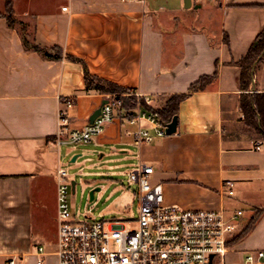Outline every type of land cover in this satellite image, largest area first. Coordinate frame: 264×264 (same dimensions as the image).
<instances>
[{"label":"crops","instance_id":"crops-1","mask_svg":"<svg viewBox=\"0 0 264 264\" xmlns=\"http://www.w3.org/2000/svg\"><path fill=\"white\" fill-rule=\"evenodd\" d=\"M10 1L6 13L0 0V264L10 257L16 264H58L61 165L86 177L87 192L99 187L101 193L122 165L126 171L152 165L151 180L162 184L165 204L226 216L241 211L229 240L256 216L243 237L228 243L221 264H243L247 251L264 249V147L256 148L262 139L245 123L239 102L244 92H264V54L251 67L247 90L238 65L264 29V0H191L189 7L183 0ZM6 15L25 24L29 41L58 46L81 58L91 74L148 97L149 109L188 93L178 105L176 130L159 136L146 120L130 123L120 115L89 143L58 144L59 111L68 127H80L112 94L86 90L80 62L27 49L19 25L10 26ZM214 73L204 88L189 92ZM139 125L152 141L134 143L128 131ZM225 180L232 181V194ZM113 192L115 200L128 191ZM36 245L44 252L37 254Z\"/></svg>","mask_w":264,"mask_h":264},{"label":"built area","instance_id":"built-area-1","mask_svg":"<svg viewBox=\"0 0 264 264\" xmlns=\"http://www.w3.org/2000/svg\"><path fill=\"white\" fill-rule=\"evenodd\" d=\"M128 92L140 97L135 91ZM143 98L146 103L150 102L148 97ZM64 101L67 107L74 104L72 97ZM122 114L121 101L112 95L101 104L95 119L80 127H68V116L59 111L56 141L66 145L89 143L104 132L107 123ZM124 118L136 124L146 120L156 127V135H166V125L155 110L138 105ZM128 133L137 145L153 139L141 125ZM260 147H264V140L257 142L256 148ZM153 171V166L145 163L128 171V180L137 186L135 195L139 207L138 228L135 229L128 228L119 219L91 218L89 211L83 219L77 220L69 200V173L65 166H59L56 170L58 231L55 249L58 264H209L211 254L212 262L215 256L223 262L241 211L226 216L222 210L165 204L162 184L151 180ZM223 186L229 194L233 193L232 181L225 180ZM35 252L43 253L44 247L36 245ZM5 264H16V258H8ZM243 264H264V249L247 251Z\"/></svg>","mask_w":264,"mask_h":264},{"label":"trees","instance_id":"trees-1","mask_svg":"<svg viewBox=\"0 0 264 264\" xmlns=\"http://www.w3.org/2000/svg\"><path fill=\"white\" fill-rule=\"evenodd\" d=\"M5 1L6 13L11 12V1ZM8 24L14 26L19 25L20 32L22 34V40L24 46L27 49H33L41 53L44 57L49 59H60L63 56L80 62L83 65L84 80L86 90H96L104 93H111L112 96L118 98L121 101V110L123 112L122 117L129 116L134 109L139 105L143 109H149V106L143 99L133 95H124L123 93H129L124 87H121L113 82L106 81L96 75L90 73L86 67L84 61L81 58L63 54V51L58 46H53L51 49L43 47L37 43L29 41L25 36V24L21 21H17L13 16L6 15ZM264 54V29L256 36L249 46L246 54L238 61V65L241 67V87L244 90L248 89L250 83V70L254 62ZM215 77V73L211 76H201L197 81L192 83L189 87V92L202 89ZM188 93L173 94L168 97L163 107L156 109V113L163 124L171 121L172 117L177 114L179 102L184 99ZM240 107L244 115L245 123L252 127L264 140V92H244L240 96ZM256 220L254 216L248 223V225L233 239L243 237L253 226ZM228 240V243L233 240Z\"/></svg>","mask_w":264,"mask_h":264},{"label":"rangeland","instance_id":"rangeland-1","mask_svg":"<svg viewBox=\"0 0 264 264\" xmlns=\"http://www.w3.org/2000/svg\"><path fill=\"white\" fill-rule=\"evenodd\" d=\"M127 165H122L119 170L121 171L115 176L116 180L112 183H105L106 188L102 191L96 190V197L90 200V195L87 190L83 188V180L86 178L84 175H79L78 169L73 165H68V173L75 180V191H72L70 185V202L72 212L77 220L84 218L86 211L94 219L113 220L119 219L125 223L128 228H138V207L139 203L135 195L137 189L136 184L128 180ZM114 187H123L127 192V196L120 199H113ZM212 264H221L218 256L213 258Z\"/></svg>","mask_w":264,"mask_h":264},{"label":"water","instance_id":"water-1","mask_svg":"<svg viewBox=\"0 0 264 264\" xmlns=\"http://www.w3.org/2000/svg\"><path fill=\"white\" fill-rule=\"evenodd\" d=\"M183 2H184V6H185V7H189V6L191 5V3H192L191 0H183ZM105 102H106V100H103V101H102V104L105 103ZM99 112H100V107H98V108L92 113V115H91L90 118H89V122H92V121L95 119V117L99 114ZM176 120H177V117H176V115H174V116L172 117L171 121H170L169 123H167V125H166V129H165L166 134L173 133V132L176 130ZM74 160H75V158H73V161H74ZM96 190H99V187H96L95 189H92V190L89 192L90 200H92V199L94 198V191H96ZM212 257H213V255L211 254V255H210V262H209V264L212 263Z\"/></svg>","mask_w":264,"mask_h":264}]
</instances>
